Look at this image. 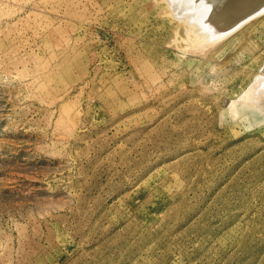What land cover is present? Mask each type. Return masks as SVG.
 <instances>
[{
  "label": "rangeland",
  "instance_id": "374dc122",
  "mask_svg": "<svg viewBox=\"0 0 264 264\" xmlns=\"http://www.w3.org/2000/svg\"><path fill=\"white\" fill-rule=\"evenodd\" d=\"M169 6L0 0V264H264V2Z\"/></svg>",
  "mask_w": 264,
  "mask_h": 264
},
{
  "label": "bare ground",
  "instance_id": "6f19581e",
  "mask_svg": "<svg viewBox=\"0 0 264 264\" xmlns=\"http://www.w3.org/2000/svg\"><path fill=\"white\" fill-rule=\"evenodd\" d=\"M172 9L171 13L176 11L177 16L184 23V30L187 39L192 42L202 43L203 37L196 32L201 28L205 34L213 33L214 28L210 27L209 22L218 25L219 21H239L248 18L250 13H257L263 7L253 11V7H258L264 0H167ZM194 6L193 9H188L183 6ZM169 6V8H170ZM247 13V14H246ZM261 13V12H259ZM257 17V16H256ZM206 19V20H205ZM249 22V21H248ZM213 27V26H212ZM178 33V32H177ZM212 36V35H211ZM213 37V36H212ZM211 37V38H212ZM214 38V37H213ZM186 43V42H185Z\"/></svg>",
  "mask_w": 264,
  "mask_h": 264
}]
</instances>
